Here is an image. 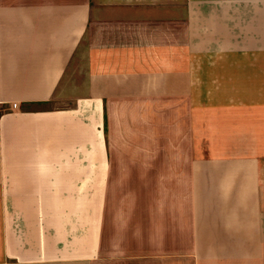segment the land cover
I'll use <instances>...</instances> for the list:
<instances>
[{
    "label": "crops",
    "instance_id": "crops-1",
    "mask_svg": "<svg viewBox=\"0 0 264 264\" xmlns=\"http://www.w3.org/2000/svg\"><path fill=\"white\" fill-rule=\"evenodd\" d=\"M0 264H264V0H0Z\"/></svg>",
    "mask_w": 264,
    "mask_h": 264
},
{
    "label": "built area",
    "instance_id": "built-area-1",
    "mask_svg": "<svg viewBox=\"0 0 264 264\" xmlns=\"http://www.w3.org/2000/svg\"><path fill=\"white\" fill-rule=\"evenodd\" d=\"M12 107H13V109H17V105H13Z\"/></svg>",
    "mask_w": 264,
    "mask_h": 264
}]
</instances>
